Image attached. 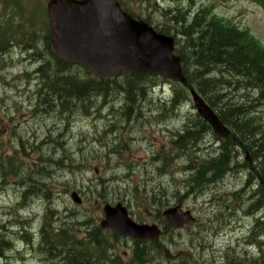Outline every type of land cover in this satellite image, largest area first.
Wrapping results in <instances>:
<instances>
[{"label": "rangeland", "instance_id": "obj_1", "mask_svg": "<svg viewBox=\"0 0 264 264\" xmlns=\"http://www.w3.org/2000/svg\"><path fill=\"white\" fill-rule=\"evenodd\" d=\"M39 1L45 5L47 0ZM123 1L138 18L158 28L168 23L164 9L176 11L177 18L181 14L193 18L200 9L207 8L212 15L248 29L264 47V9L251 0ZM8 3L0 5V24L10 28L22 24L19 18L5 21L16 11L14 5L6 8ZM40 10L37 6L36 11ZM39 18L38 23L46 21L43 14ZM22 26L29 38L18 33L21 44L13 49L9 42L0 44V264H59L54 257L40 253L43 236L47 244H42V249H49L57 229L61 228L60 233L72 223L86 221L98 225L103 204L117 202L125 205L134 220L148 224L157 222L158 214L178 201L195 218L182 231L167 233L160 242L163 253L153 256L148 264H251L250 260L261 259L257 246L249 249V258L244 256L242 246L258 232H253L254 219L248 213L259 189L257 179L246 182L247 151L240 148L233 162L227 158L232 173L225 172V177L219 179L218 173L226 166L217 164L212 168L218 172L214 183L196 186L199 192L187 195L191 190L187 187L191 177L188 167L193 161L202 166L219 153V144L212 135H200L203 141L198 142L199 151L183 152L171 144V137L182 133L189 119L197 120L191 104L180 106L176 113L165 111L156 94L141 98L132 89L134 96H129L134 103L129 108L125 100L127 80L119 78L109 85V93H103L108 94L106 97L92 96L79 103L59 101L53 94L48 100L52 109L39 112L32 98L45 74L40 76L36 70L42 62L51 65V57L46 50L44 26ZM71 73L85 78L82 69L73 67ZM210 75L220 81L211 99L213 107L221 109L222 102L233 108L242 105L252 112L242 117L256 119V123L259 118L257 125L264 130V101H257V91H235L237 87L225 84V76ZM163 83L160 77H145L133 87L150 91V86ZM163 89L169 91V86ZM234 118L238 119L236 115ZM73 191L81 198L80 206L70 199ZM152 199L158 201L157 206ZM94 227L75 229L83 236ZM23 228L30 231V246H26ZM107 240L109 244L104 246L119 258L117 264H129L134 256L132 243ZM88 246L95 249L92 244ZM96 259L93 254L85 264H96Z\"/></svg>", "mask_w": 264, "mask_h": 264}, {"label": "trees", "instance_id": "obj_2", "mask_svg": "<svg viewBox=\"0 0 264 264\" xmlns=\"http://www.w3.org/2000/svg\"><path fill=\"white\" fill-rule=\"evenodd\" d=\"M145 0H139L142 3ZM264 9V0H252ZM175 12V11H173ZM177 13V12H176ZM172 11H167L165 15H169V26H163L161 29H157L159 33L170 35L173 38H181L185 43V46L179 45L177 40L176 54L180 57L182 63L183 73L186 77L187 83L194 87L195 90L207 99L210 106L212 105V98L214 97L216 87L220 81L213 78H205L210 72L216 71L221 73H227L234 78V82L237 86H243L244 88H254L258 90L257 101H264V47L249 33L248 29H239L231 21L218 16L212 15L211 11L207 8H202L198 13L189 20L186 14H181L180 18L172 16ZM132 15V14H131ZM133 16V15H132ZM134 17V16H133ZM168 18V17H167ZM179 20V21H178ZM22 27V24H21ZM48 33V29H47ZM49 40V36L46 38ZM39 69L42 74H45L42 80V89L39 91L51 95H57L59 101L67 102L78 101L84 103L83 100H87L97 94H103L107 90H111L115 81H98L94 79L89 71L84 67H76L82 69L85 74V78L81 79L80 76L71 73L73 66L66 65L53 58V70L47 64H43ZM221 75V77H222ZM121 77L127 80L125 86V94L128 101H133L129 95L134 96L132 89L136 91V95H142L145 91L140 87L137 90L135 87L137 82L143 79V77H135L127 74H121ZM228 85L227 82H225ZM173 88L176 94L180 95L182 100H186V90L173 83ZM212 94V95H211ZM50 99V98H49ZM68 99V100H67ZM48 99L43 100L48 103ZM52 106H49V110ZM217 108V107H216ZM219 117L224 125L228 126L235 135L238 137L236 143L231 142V146L236 144H243L246 146V150L251 154V158L257 161L254 166V176L250 178L257 179V188L259 194L254 199L251 197L252 205L248 207L249 214L264 213V130L261 128L259 118L247 120V124H243L244 117L241 114L247 113L244 107L233 108L222 102L221 109L217 110ZM234 115L238 119L234 118ZM208 129V126L203 124ZM250 129V131L243 132ZM191 130L185 133L184 137H180V140L185 139L192 135ZM257 131V134L254 133ZM251 132V133H250ZM188 134V135H187ZM193 134H199L195 132ZM245 134L249 135L245 138ZM229 144L230 142L223 143ZM226 147L228 145H225ZM188 150L183 146V152ZM222 157V155H221ZM219 160V161H223ZM221 166H225V163H221ZM229 166V162L226 164ZM227 170L226 168L223 169ZM213 178L221 177V173L217 176V170H207ZM216 171V173H215ZM201 176L207 177V173H200ZM217 176V177H216ZM212 178V179H213ZM206 179V178H203ZM243 192V191H242ZM250 200V201H251ZM262 210V211H261ZM264 216L256 218L253 222V232L257 230L256 234L251 236L254 243L257 245V249L261 254L259 261L252 260L253 264H264ZM87 225V223L85 224ZM77 224H71L68 228H65L60 233L55 235V241H59V245L63 246V250L57 251V243L54 244L55 257L62 259L60 264H85L87 258L94 256L97 258L96 264H98L107 255V250L104 249V245L108 244L107 239L112 238L109 232L101 231L98 227L90 230L85 234V240L82 243L77 240L75 235ZM260 231V232H259ZM64 232L67 233L68 238L65 241ZM258 238L263 241H258ZM257 240V241H256ZM92 244L95 249L89 247ZM95 244V245H94ZM152 247H159L158 251H162V246L159 244L151 245ZM140 257H145L144 251H140ZM263 253V254H262ZM148 256V255H146ZM106 258V257H105ZM107 260V259H105ZM139 260V255L133 256V262ZM258 260V259H257ZM259 262V263H258Z\"/></svg>", "mask_w": 264, "mask_h": 264}, {"label": "water", "instance_id": "obj_3", "mask_svg": "<svg viewBox=\"0 0 264 264\" xmlns=\"http://www.w3.org/2000/svg\"><path fill=\"white\" fill-rule=\"evenodd\" d=\"M52 54L68 64L83 65L98 79L118 76L121 71L144 76L158 75L186 85L180 59L174 55V40L156 33L143 22L133 20L120 10L115 0H49ZM197 113L222 139L228 132L211 109L190 90ZM71 199L79 204L77 195ZM179 210L164 214L165 224L178 229L191 221L189 213L178 217ZM100 227L136 241H156L159 230L138 226L120 205L105 206ZM174 215V216H173Z\"/></svg>", "mask_w": 264, "mask_h": 264}, {"label": "bare ground", "instance_id": "obj_4", "mask_svg": "<svg viewBox=\"0 0 264 264\" xmlns=\"http://www.w3.org/2000/svg\"><path fill=\"white\" fill-rule=\"evenodd\" d=\"M246 121H247V119L244 118V120H243V124H244V123L247 124ZM197 132H198V131H197ZM187 135H188V134H187ZM198 142H199V141H198ZM220 157H221V155H220ZM226 169H227V170H225L223 174H225V172L228 174V173H232V171H234L233 168H232V169H231V168H226ZM188 170H189V171H194L191 167H188ZM221 176H222V175H221ZM205 180H207V179H205ZM222 180H223V179H222ZM220 181H221V180L218 179V182H220ZM212 182L214 183V181H212ZM221 182H222V181H221ZM253 182H255V179L252 178V183H253ZM256 195H257V194H256ZM252 196H253V195H252ZM261 211H262V210H261ZM64 237H65V241H66L67 238H66V236H65V233H64ZM263 249H264V248H263ZM262 254H263V253H262ZM255 259H256V258H255ZM254 261H255V260H254ZM257 261H259V260H257ZM260 261H261V260H260ZM260 261H259V262H260ZM250 262H251V261H250ZM259 262H258V263H259ZM254 263H255V262H254ZM256 264H257V262H256Z\"/></svg>", "mask_w": 264, "mask_h": 264}]
</instances>
